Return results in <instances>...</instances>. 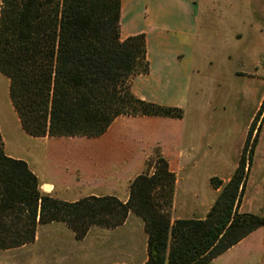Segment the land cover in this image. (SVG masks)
<instances>
[{
  "label": "trees",
  "instance_id": "1",
  "mask_svg": "<svg viewBox=\"0 0 264 264\" xmlns=\"http://www.w3.org/2000/svg\"><path fill=\"white\" fill-rule=\"evenodd\" d=\"M119 21L120 0H1L0 74L27 135L91 138L121 116L181 118V109L131 92L133 78L149 70L145 37L122 40ZM263 110L264 98L258 116ZM247 153L251 159L252 146ZM244 166L243 158L226 183L210 179L217 194L203 218L171 222L175 176L162 158L131 181L126 201L66 202L42 193L26 162L7 156L0 143V250L33 243L42 225L62 223L80 240L90 227L115 228L133 213L147 236L143 264H210L264 228L263 216L239 211Z\"/></svg>",
  "mask_w": 264,
  "mask_h": 264
},
{
  "label": "rangeland",
  "instance_id": "2",
  "mask_svg": "<svg viewBox=\"0 0 264 264\" xmlns=\"http://www.w3.org/2000/svg\"><path fill=\"white\" fill-rule=\"evenodd\" d=\"M191 49L197 73L188 105L178 108L181 118H167L183 126V152L163 153L158 143L142 155L138 175L151 174L158 158L164 159L175 176L170 221L203 218L217 194L210 179L226 183L244 158L239 211L264 217V110L258 116L264 98V0H204ZM57 138L85 145L98 137ZM146 239L143 221L133 213L115 228L90 227L80 240L64 224L51 223L39 226L34 242L24 248L0 250V264H138L147 258ZM210 264H264V228Z\"/></svg>",
  "mask_w": 264,
  "mask_h": 264
},
{
  "label": "crops",
  "instance_id": "3",
  "mask_svg": "<svg viewBox=\"0 0 264 264\" xmlns=\"http://www.w3.org/2000/svg\"><path fill=\"white\" fill-rule=\"evenodd\" d=\"M203 4L204 0H120V38L142 34L146 42L149 73L133 79L131 91L137 98L186 108L197 73L191 48ZM173 122L167 118L117 117L103 135L85 145H72V139L30 137L12 106L9 80L0 74L3 151L25 161L38 180L39 190L57 200L113 196L126 201L130 182L143 168L142 155L158 143L163 153L183 152V126ZM145 261L144 255L138 264Z\"/></svg>",
  "mask_w": 264,
  "mask_h": 264
}]
</instances>
